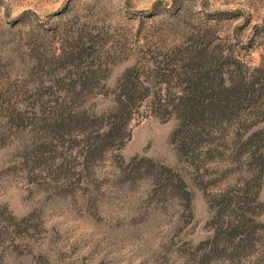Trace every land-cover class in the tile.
I'll use <instances>...</instances> for the list:
<instances>
[{"label":"rangeland","instance_id":"1","mask_svg":"<svg viewBox=\"0 0 264 264\" xmlns=\"http://www.w3.org/2000/svg\"><path fill=\"white\" fill-rule=\"evenodd\" d=\"M183 49L233 78L239 63L264 68V0H0V264L262 261L264 179L254 198L247 156L228 145L237 123L212 129L192 165L171 141L178 119L149 100L124 145L98 138L134 64L148 99L184 96ZM247 182L245 214L219 217L220 198L238 208Z\"/></svg>","mask_w":264,"mask_h":264},{"label":"trees","instance_id":"2","mask_svg":"<svg viewBox=\"0 0 264 264\" xmlns=\"http://www.w3.org/2000/svg\"><path fill=\"white\" fill-rule=\"evenodd\" d=\"M228 15L221 12L214 16L219 18ZM179 54L176 57L184 59L182 69L183 76H186L184 96L171 101L161 97L156 100L148 99V88L143 81L144 71L134 64L123 73L119 80L118 93L114 99L115 105L108 114L107 123L98 138L110 142L112 147L117 144L124 145L125 140L128 139L125 132L135 112L145 100H149L154 116H159L156 112L160 111L165 114L169 111V116L175 115L178 119L179 124L171 141L176 145V152L180 159L192 165L201 156V154L196 155L198 148L206 146L208 149L216 144L215 139L210 138L212 129L223 124L227 125V129H231L233 123H237V134L229 139L228 145L232 151L243 150L247 156L246 161L249 167L246 173L251 174L249 181L254 184L252 185L255 188L254 198L257 197L264 179V159L261 161L259 155V144L261 142V145H264V135L262 132H252V129L259 122L258 120H264V68L253 69L249 72L247 67L239 63V74L233 78L223 73V70L218 69L220 72L215 68V57H211L209 62L204 63L202 61L203 50L183 49ZM63 114L60 118L65 123L66 119ZM170 173V169L164 168L156 171L159 180L172 182L177 178L181 190L186 196H190L184 179L179 175L172 176ZM250 185L249 182L244 183L243 188L238 190L241 191L239 193L241 197H238L239 200L236 202L238 208L232 206L233 203L229 204L230 194L221 197L217 204L218 216L222 217L227 213L233 215L236 210L241 215L245 214L244 206L248 203V194L251 193ZM248 224V220L245 219V222L240 220L236 228L249 229ZM222 225L225 229H230L232 226L227 222H222ZM245 235L246 232H243V236ZM259 264H264V257Z\"/></svg>","mask_w":264,"mask_h":264}]
</instances>
